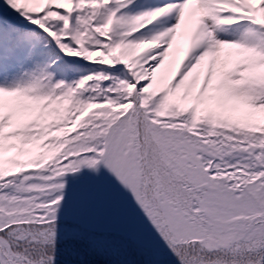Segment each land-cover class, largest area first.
Listing matches in <instances>:
<instances>
[{
    "label": "snow or ice",
    "instance_id": "6c2138e0",
    "mask_svg": "<svg viewBox=\"0 0 264 264\" xmlns=\"http://www.w3.org/2000/svg\"><path fill=\"white\" fill-rule=\"evenodd\" d=\"M0 264H264V0H0Z\"/></svg>",
    "mask_w": 264,
    "mask_h": 264
}]
</instances>
